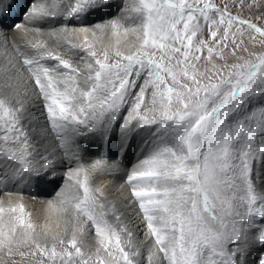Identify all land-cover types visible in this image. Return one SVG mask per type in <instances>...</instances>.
Listing matches in <instances>:
<instances>
[{"label":"snow or ice","instance_id":"6c2138e0","mask_svg":"<svg viewBox=\"0 0 264 264\" xmlns=\"http://www.w3.org/2000/svg\"><path fill=\"white\" fill-rule=\"evenodd\" d=\"M107 2L41 0L17 17L11 0H0V56L17 82L0 91V159L13 181L37 187L64 166L63 187L48 201L63 230L36 225L22 203L0 205V252L12 264H264V188L254 175L264 164V14L243 15L260 0H132L128 16L80 23ZM129 33L136 42L121 44ZM108 34L115 42L98 46ZM24 70L44 101L50 153L37 150L24 125ZM85 136L116 137L121 149L139 138L146 155L126 184L144 240L104 187L92 186L114 165L103 154L85 164Z\"/></svg>","mask_w":264,"mask_h":264},{"label":"bare ground","instance_id":"6f19581e","mask_svg":"<svg viewBox=\"0 0 264 264\" xmlns=\"http://www.w3.org/2000/svg\"><path fill=\"white\" fill-rule=\"evenodd\" d=\"M125 0H108V2L100 7H98L96 10L92 11L83 21L80 23L84 25H94L96 23H104L112 18L117 17H123L130 15L129 13L122 10V8L126 5H130L132 0H126L127 2L124 3ZM13 3V11L17 17H20L21 13L25 11L30 5L34 3H40L41 0H11ZM58 2L63 7L66 5L69 0H58ZM122 10V11H121ZM135 15V14H131ZM129 23L132 21H128ZM127 22V23H128ZM53 22L49 21L48 23H45L42 25L44 29H48L49 24ZM59 23V21L55 22ZM128 23V24H129ZM123 34H121L122 36ZM9 40L11 41L13 38L16 39V42L20 45L21 49L26 52H31L32 50L27 47L26 43L21 40L16 33L9 32L8 33ZM31 38V34L29 36ZM39 39H45V35L43 36H37ZM121 37H119L120 39ZM98 41V45L103 47L109 44H112L117 37H113L111 34L108 35H101L98 38H96ZM123 39V38H122ZM124 40V39H123ZM57 51L63 52V49L57 48ZM79 53H77L75 56L72 57L73 63L75 65H79V63H76V60L74 58H78ZM67 58V56H66ZM5 58L3 56H0V62H3ZM15 61L18 64V67L23 68L22 63H20V58L18 56H15ZM7 61L2 64L3 68H10V65L6 64ZM44 63L49 65H54L56 61L46 60ZM10 75H15V70L8 71ZM2 75L0 74V77ZM23 77L25 79L30 80V76L27 73L26 70L23 71ZM31 82V81H30ZM10 86H6L7 88H1L0 91L5 93H12L13 89L17 86V82L15 79H12L10 82ZM31 83H29V96L30 101L27 105L28 107V115H26L24 120V125L27 128L29 135L32 138V141L34 143V140L37 141V146L41 148H37L39 152H42V145L44 143L39 142L40 135L36 132L38 131L37 128L34 130L33 128L39 123L42 125H46V130L49 133V137L53 139L54 146L56 147V141L51 133V130L48 126L47 121V114L44 110V106L42 104L41 97L39 95H32V88ZM1 86V85H0ZM5 87V86H4ZM38 122V123H37ZM44 123V124H43ZM87 140V141H86ZM41 141V140H40ZM89 142L88 149H85L87 147V143ZM78 143L81 144L82 149L87 150L84 155V162L87 164L86 160L88 159H95L97 156L103 154L107 158H109V163L114 165L113 169L110 173H105L103 175H97L92 178V183H94V187L96 186H102L104 187L106 196L108 198H112L111 200H116L115 202L117 211L121 214L122 219L125 222H128V226L130 227L131 223L129 222L130 218L137 219V223H139L138 216L141 214L139 213L138 206L132 202L131 198L129 197L130 189L128 188L126 184V176L123 178L120 177L124 175V173H129L131 169L136 165V163L143 159L146 155V152L142 150L141 144L139 141V138L132 140L130 143L125 144L124 148L121 149V144L118 138L113 137L112 140H110L108 143H102L97 136L80 138L78 139ZM84 143V144H82ZM119 143V149H120V159L118 160L117 156L115 159H111L114 157L117 150L116 145ZM97 147V148H96ZM58 151V150H57ZM99 151V153H98ZM97 153V154H96ZM87 154V155H86ZM97 155V156H96ZM5 161L0 159V177H4L5 173H7V179H5L3 182H0V205H2L5 208L15 206L17 204L22 203L24 205L25 213H30L33 223H35L38 226H47L50 229V234L57 232L59 228L56 227L57 222H60V226L62 224V220L60 219V214L54 213L49 207H48V201L49 200H55L49 199V200H34L31 198V195H51L55 193L57 190L56 186L58 187L61 184L62 175L64 173V166L58 165L57 172L58 175L54 182H45L44 184H41L39 188L34 190V187L32 183L28 185L20 184L16 185L13 184L11 177L12 170L5 166ZM264 169V168H263ZM262 169V170H263ZM259 165L254 167V175H258L259 179L257 181V185L260 188H264V175H261ZM264 174V172H262ZM113 177V179H111ZM10 193H23L22 197L20 195H5V192ZM115 192H118L115 194ZM121 192V193H120ZM3 193V194H2ZM125 199V201H124ZM128 199V205H126ZM125 202V203H124ZM135 216V217H134ZM7 219V217H5ZM132 228V227H130ZM135 228V227H134ZM137 232L136 238H137ZM139 237V236H138ZM145 239V237H144ZM0 264H2L5 260H11L12 258L7 257L3 252H0Z\"/></svg>","mask_w":264,"mask_h":264},{"label":"rangeland","instance_id":"374dc122","mask_svg":"<svg viewBox=\"0 0 264 264\" xmlns=\"http://www.w3.org/2000/svg\"><path fill=\"white\" fill-rule=\"evenodd\" d=\"M127 1L125 0L124 1V3H126ZM217 3H219V0H217ZM124 8H125V6L122 8V10L124 11ZM121 10V11H122ZM235 11V10H234ZM261 14H264V0H260V7L259 8H256V7H253L251 10H249L248 8H245L244 10H243V15L245 16V17H251V18H255L256 16H259V15H261ZM126 16V15H125ZM128 21H126V23H127ZM129 23V22H128ZM130 23H132V22H130ZM129 23V24H130ZM45 31H47L48 29H44ZM121 38H120V41H121V44H126V45H128V46H131V44H133V43H135L136 42V36H135V34H132V33H129L127 36H124V35H122V36H120ZM124 40H123V39ZM45 39H48V37L45 35ZM115 42V41H114ZM113 42V43H114ZM49 43H51V41H49ZM99 46V45H98ZM256 52H259V51H261V49L260 48H256V49H254ZM81 55H83L82 53H79V57L78 58H74L75 60H76V63H79V65L78 66H80V67H82L83 66V62L80 60V56ZM6 62V60H3V62H0V74L2 75L1 77H0V87L2 88H7L6 86H10V82H11V80L12 79H9V77L10 76H12V75H10V73L8 72V71H4L3 69V65L2 64H4ZM7 64V63H6ZM25 78V77H24ZM28 81H29V83H31L30 81L31 80H29L28 79ZM5 86V87H4ZM30 89V88H29ZM41 100H42V104L44 105V101H43V99L41 98ZM38 123V122H37ZM44 124V123H43ZM46 125L44 124V125H42V124H37L33 129L34 130H36V128H37V134H39L40 135V137H39V142L41 143H43V140H44V143H43V145H42V151H43V153H50V152H52L53 151V149H55V146H54V141H53V139H52V137L50 138L49 137V133L47 132V130H46ZM80 138H85V137H79L78 139H80ZM41 140V141H40ZM87 141V140H86ZM34 144H35V146H36V148H38L39 146H37V141L36 140H34ZM82 144H84V143H82ZM81 145V144H80ZM90 145H89V142L87 143V147L85 148V149H88V147H89ZM39 148H41V147H39ZM97 148V147H96ZM116 148H117V150H119L118 152L116 151V153H115V155H114V157H112L111 159H115V157L118 155V153L120 154V149H119V143L116 145ZM38 150V149H37ZM86 151L87 150H84L83 149V151H82V154H85L86 153ZM42 153V152H41ZM98 153H99V151H98ZM97 154V153H96ZM87 155V154H86ZM84 156V155H83ZM97 156V155H96ZM98 157V156H97ZM117 158H118V160L120 159V155H118L117 156ZM93 159H88V160H86V162L87 163H90L91 161H92ZM108 160H110L109 158H108ZM259 168H260V171H262V172H264V164H262V165H259ZM263 169V170H262ZM262 172H261V175H264V174H262ZM127 175V173H124V175H122V176H120V177H124V176H126ZM60 177H62L63 178V174L62 175H60ZM111 179H113V177L111 178ZM258 181V180H257ZM12 182H13V184H16V185H19V183H18V181H13L12 180ZM92 186L94 187V183H92ZM61 187H63V179H62V181H61V184L57 187L56 186V190L57 191H59V189L61 188ZM37 188H39V187H37L36 186V188L35 189H37ZM56 191V192H57ZM4 192H6V191H4ZM56 192L55 193H53V194H51V195H47V196H43V195H41V194H39V195H31L30 197L31 198H33L34 200H49V199H53V198H55V195H56ZM116 193H118V192H115V194ZM121 193V192H120ZM3 194V193H2ZM23 194V193H22ZM112 198H108L107 197V201H108V203H109V205H115V202H117L116 200H111ZM124 201H125V199H124ZM125 203V202H124ZM128 199H127V202H126V205H128ZM115 207H116V205H115ZM135 217V216H134ZM138 220H139V223H137V219H133V218H130L129 219V222L131 223V225H130V227H132V229H133V231L134 232H136V231H138L137 232V240H140V241H142V240H144V233L147 231V229H146V227H145V224H144V222H143V220H142V218L140 217V215L138 216ZM127 224H128V222H126ZM135 227V228H134ZM63 230V221H62V224H61V226H60V228L58 229V231H62ZM139 236V237H138ZM89 243V241H87L86 240V244H88ZM86 250L87 251H89V252H94V248H92V247H88V248H86ZM15 259H18V257H16ZM1 260V259H0ZM2 264H12V259L11 260H5Z\"/></svg>","mask_w":264,"mask_h":264}]
</instances>
